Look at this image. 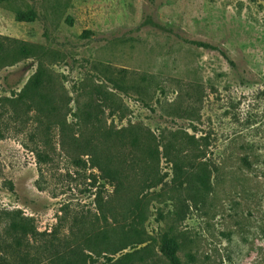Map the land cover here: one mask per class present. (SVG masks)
I'll use <instances>...</instances> for the list:
<instances>
[{"label": "rangeland", "instance_id": "1", "mask_svg": "<svg viewBox=\"0 0 264 264\" xmlns=\"http://www.w3.org/2000/svg\"><path fill=\"white\" fill-rule=\"evenodd\" d=\"M0 46V264H264V0H0Z\"/></svg>", "mask_w": 264, "mask_h": 264}, {"label": "trees", "instance_id": "2", "mask_svg": "<svg viewBox=\"0 0 264 264\" xmlns=\"http://www.w3.org/2000/svg\"><path fill=\"white\" fill-rule=\"evenodd\" d=\"M16 18L20 22H32V21H34L37 18V13L35 12V10H30L29 12H18ZM146 26L152 27V28L157 29V30L162 31V32L172 33V31L170 29H168L166 26L162 25L161 23H158V22L154 21L152 17H148L146 19V21H144V23H142V25H141V27H146ZM179 38L181 40H183L187 44L194 45L196 47L203 48V49H206V50L218 51L226 59L229 60L228 56L223 52V50L220 49L219 47L215 46V45H212V44H209V43L200 42V41L187 40V39H184V38H181V37H179ZM18 44H20L19 45L20 52L24 53L26 51L27 45L26 44H21V43H18ZM0 50H1V46H0ZM94 125L98 127L97 123H95ZM90 144H92V143H90ZM92 150H93L92 154H91L92 155V161L94 162V164L98 167V169L100 171H103L105 168L103 167V161L100 159L102 157L99 155V153H98L96 147H94V145H93V149ZM104 162H105V164H109L110 163V162H107V161H104ZM176 248H177L176 245L173 246V247H169V246L168 247L167 246L163 247L162 248V253L165 255V257L171 263L179 264L178 260L176 258V255H175ZM124 249L125 248H123L121 250H124ZM129 257H131V255H127L126 259H129ZM122 261H123V259L120 260L118 262V264H120ZM49 264H82V263H81V261L79 260V258L77 256L76 257H72V256L67 257L63 253L62 254L56 253V255L52 256L51 259L49 260Z\"/></svg>", "mask_w": 264, "mask_h": 264}]
</instances>
